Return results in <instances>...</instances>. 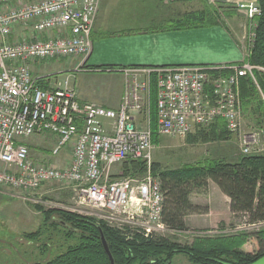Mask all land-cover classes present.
<instances>
[{"label":"built area","instance_id":"1","mask_svg":"<svg viewBox=\"0 0 264 264\" xmlns=\"http://www.w3.org/2000/svg\"><path fill=\"white\" fill-rule=\"evenodd\" d=\"M99 2L0 0V187L29 192L53 182L73 185L76 202L88 204L126 238L174 233L162 221L164 196L152 171L151 128L136 124L132 117L148 105L149 74L153 72L157 86L159 136H187L197 127L209 128L222 120L228 132L238 134L244 154H259L263 148L256 147L257 135L241 132L239 84L241 77L255 82L254 71L264 73V67L247 61L232 67H162L141 79L134 71L117 109L81 103L73 89L61 83L40 87L31 62L60 57L86 61ZM14 3L17 7L1 10ZM236 7L248 22L249 50L260 7L256 0ZM45 133L56 137L51 155L69 145L70 158L62 167L30 158L23 140ZM131 162L143 163V172L124 174L121 168ZM242 218L243 226L264 227V221L247 223Z\"/></svg>","mask_w":264,"mask_h":264},{"label":"crops","instance_id":"2","mask_svg":"<svg viewBox=\"0 0 264 264\" xmlns=\"http://www.w3.org/2000/svg\"><path fill=\"white\" fill-rule=\"evenodd\" d=\"M242 1L245 0H100L90 34L92 51L86 61L80 64V58L77 57L55 58L52 60L64 64H54L53 68L47 65L49 69L46 73L43 67L31 69L30 66L31 73L38 78V85L49 89L61 83L73 89L81 103L117 109L122 102L126 81L134 75V71H138L137 75L141 79L149 70L162 67H232L246 61L248 46L242 30L233 20L237 12L236 4ZM206 6L215 10L216 14L208 10L206 17L199 22L195 18H191L193 20L190 22L184 19L190 14L204 11ZM15 7L17 3L2 7L1 10L8 11ZM17 29L21 30L22 26ZM48 73L54 74V86L50 85V78L44 76ZM152 75L153 72L149 78ZM155 103L153 106L149 94L145 109L132 114L136 124L152 128ZM105 123L109 125V122ZM196 130L198 127L190 134ZM233 135L237 136L240 144L238 134H229L227 139L219 142L231 141ZM55 141L54 135L36 134L25 138L23 143L33 161H50L52 165L54 160L46 153L51 152ZM68 152L69 149L66 150L64 161L57 160L60 167L69 161ZM221 154V158L206 157L231 161L237 156L229 157L228 150ZM193 194L196 193L191 194L190 201L200 207L204 205L206 211L198 216L203 217L209 226L226 224L234 216L241 215L231 212L229 198L212 181H208L205 194ZM192 216L186 217V224Z\"/></svg>","mask_w":264,"mask_h":264},{"label":"trees","instance_id":"3","mask_svg":"<svg viewBox=\"0 0 264 264\" xmlns=\"http://www.w3.org/2000/svg\"><path fill=\"white\" fill-rule=\"evenodd\" d=\"M256 1L260 14L256 18L255 41L248 50L246 61L251 65L264 67V0ZM205 9L184 19L190 22L193 20L191 18H195L199 22L206 17L208 10L216 14L211 7L206 6ZM228 72L229 70L222 71L223 74ZM254 78L255 82L249 77L240 78L239 99L242 109L248 111L264 127V73L254 71ZM40 87L46 88L44 85ZM153 112L156 124L155 110ZM229 134L231 133L222 120H217L209 128H198L194 134H188V140L203 143L221 141L227 139ZM123 167L126 174L129 170L132 173H142L144 170L141 162H131ZM152 171L160 180L164 196L162 221L173 232L188 231L186 217L206 211L205 208L192 204L190 196L192 193L205 194L208 181L214 182L229 198L232 213L245 216L247 223L264 221V153L241 154L231 161L210 158L176 168H161L159 163L153 162ZM54 212L45 211L44 220H48ZM60 214L63 218L56 219V222L67 226L65 235L72 243L48 261L33 264H110L100 241L99 228L115 264H170L172 256L177 253H186L195 264H249L264 255V230L255 234L258 238L256 250L248 252L241 249L245 243L241 235L196 238L191 245L181 246L163 236L143 238L138 235L126 238L120 231L93 217L66 211ZM38 234L37 231L28 234V237L34 238Z\"/></svg>","mask_w":264,"mask_h":264},{"label":"rangeland","instance_id":"4","mask_svg":"<svg viewBox=\"0 0 264 264\" xmlns=\"http://www.w3.org/2000/svg\"><path fill=\"white\" fill-rule=\"evenodd\" d=\"M235 8L237 10V7ZM233 20L242 30L245 42L247 46H249L248 22L245 16L237 11ZM35 61L36 62L30 63L31 69L43 67L44 73L49 69L47 65L53 68L54 64H64L62 61L52 59H37ZM64 74L66 73H62V75ZM44 76L50 78V85L54 86L53 83L56 81L54 80V74L48 73L44 74ZM156 92V81L152 75L150 78L149 94L152 98L153 106L156 99ZM261 98L263 99V96ZM240 109L241 132L256 134L258 138V145L256 147L263 148L261 153H264V127L261 123L257 122L248 111L242 109L241 103ZM151 130L153 144L155 146L153 162L159 163L161 168H176L182 164H193L199 161L204 162L205 159H210L209 157L211 156L221 158L223 156L221 152H226L227 150L229 157L242 154V146L239 144L236 135H233L234 138L226 143H221L219 141L203 143L199 140L189 141L188 135L174 137L159 136L155 122H153ZM68 146V144L64 146L56 155H51V152L46 153V155L54 160L52 165L60 167L57 160L64 161L66 159V150ZM45 163L51 164L50 161ZM63 165L61 164V167ZM128 167H130V165H128ZM118 169L120 170V168ZM122 170L125 174L124 167L121 168V171ZM131 171L132 170H129V173ZM73 187V185H65L59 182L48 183L37 190L29 192L0 187V264L42 263L64 251L67 245L71 244L72 241L65 235L67 226H62L61 223L56 222V219L63 218L60 214L63 211L90 216L99 222L105 223L103 219L96 216V211L90 208L88 204H78L76 202V195ZM193 196H196V194H193ZM203 206L204 205H202L201 208H204ZM47 210L55 212L48 220H44L43 213ZM200 214L201 213L193 214L189 223H187L188 231L182 233H165L160 236L168 238L181 246H189L196 238L241 235L244 237L245 242L241 246L242 250L250 252L256 250L258 247V238H256L255 234L264 230V227L252 228L246 225L243 226L244 220L242 215L234 216L228 223H223L224 225L218 224L216 226H209L203 221V217H199ZM105 224L111 227L107 223ZM239 226H242V228L238 229ZM37 231L39 234L36 237H28V234ZM170 264L195 263L189 260L186 253H177L172 256Z\"/></svg>","mask_w":264,"mask_h":264},{"label":"water","instance_id":"5","mask_svg":"<svg viewBox=\"0 0 264 264\" xmlns=\"http://www.w3.org/2000/svg\"><path fill=\"white\" fill-rule=\"evenodd\" d=\"M99 233H100V241H101L103 250H104L105 254L108 257L110 264H115L114 263V259L112 257V254H111V252L109 250L108 244H107V242L105 240L104 234H103V232H102V230L100 228H99ZM249 264H264V255L261 256L260 258L256 259L255 261L249 263Z\"/></svg>","mask_w":264,"mask_h":264},{"label":"bare ground","instance_id":"6","mask_svg":"<svg viewBox=\"0 0 264 264\" xmlns=\"http://www.w3.org/2000/svg\"><path fill=\"white\" fill-rule=\"evenodd\" d=\"M131 79V77H128V80L126 81V83L129 81ZM155 105H156V103H155ZM152 131V130H151ZM241 145V144H240ZM241 151H242V148H241ZM242 154L243 155H249V154H244L243 152H242ZM251 154H254V153H251Z\"/></svg>","mask_w":264,"mask_h":264}]
</instances>
